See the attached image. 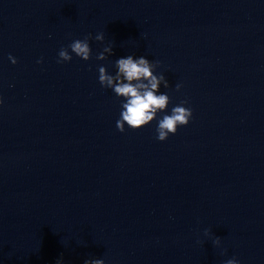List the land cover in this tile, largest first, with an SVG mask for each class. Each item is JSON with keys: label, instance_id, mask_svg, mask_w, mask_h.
Wrapping results in <instances>:
<instances>
[{"label": "clouds", "instance_id": "1", "mask_svg": "<svg viewBox=\"0 0 264 264\" xmlns=\"http://www.w3.org/2000/svg\"><path fill=\"white\" fill-rule=\"evenodd\" d=\"M93 39L91 34L83 39L73 40L67 48H61L58 53V63L71 61L74 53L84 61H88L92 56V49L89 40ZM97 41L104 40V34L98 33L95 37ZM113 55V47L107 46L97 54V60H107ZM8 59L12 64H16L15 57L9 55ZM38 60L37 63H42ZM115 74H110L105 66L98 67V81L104 88L111 89L116 97L122 98L120 118L116 121V128L120 132L125 131V125L132 130H139L148 126L158 119V113L165 112L171 103V98L166 93H160V86L170 87L164 74H157L159 61H149L143 56L134 58L132 55L122 57L114 62ZM182 85H175L179 91ZM188 101H181L180 105L172 107L171 114H166L158 119L156 128V139L165 141L170 135H175L182 126H187L192 118V110L183 105ZM0 104L3 99L0 98ZM219 245V238L215 241ZM56 264H63L62 260H57ZM84 264H104L102 259L85 260ZM225 264H239L233 257L225 261Z\"/></svg>", "mask_w": 264, "mask_h": 264}]
</instances>
